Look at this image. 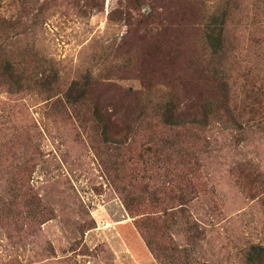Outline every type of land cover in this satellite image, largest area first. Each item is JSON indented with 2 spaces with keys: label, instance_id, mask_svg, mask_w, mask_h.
<instances>
[{
  "label": "rangeland",
  "instance_id": "1",
  "mask_svg": "<svg viewBox=\"0 0 264 264\" xmlns=\"http://www.w3.org/2000/svg\"><path fill=\"white\" fill-rule=\"evenodd\" d=\"M252 245L264 0H0V264H248Z\"/></svg>",
  "mask_w": 264,
  "mask_h": 264
},
{
  "label": "trees",
  "instance_id": "2",
  "mask_svg": "<svg viewBox=\"0 0 264 264\" xmlns=\"http://www.w3.org/2000/svg\"><path fill=\"white\" fill-rule=\"evenodd\" d=\"M165 112L171 116V109L166 108ZM260 262L264 263V247L262 245H252L247 253V263L248 264H258Z\"/></svg>",
  "mask_w": 264,
  "mask_h": 264
}]
</instances>
